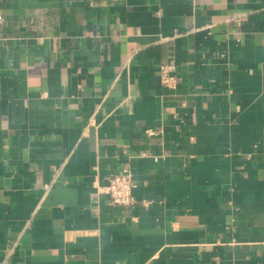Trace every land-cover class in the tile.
Returning <instances> with one entry per match:
<instances>
[{
    "label": "crops",
    "instance_id": "0c3cea01",
    "mask_svg": "<svg viewBox=\"0 0 264 264\" xmlns=\"http://www.w3.org/2000/svg\"><path fill=\"white\" fill-rule=\"evenodd\" d=\"M0 13V264H264V0Z\"/></svg>",
    "mask_w": 264,
    "mask_h": 264
},
{
    "label": "built area",
    "instance_id": "2783aa9c",
    "mask_svg": "<svg viewBox=\"0 0 264 264\" xmlns=\"http://www.w3.org/2000/svg\"><path fill=\"white\" fill-rule=\"evenodd\" d=\"M3 24L4 18L0 13V40L2 39ZM160 75L163 85L170 89H174L179 83V77L175 74L174 66L162 67ZM133 187L134 182L129 170H125L120 175L114 177L106 189L112 205L126 207L137 206L139 203L133 194Z\"/></svg>",
    "mask_w": 264,
    "mask_h": 264
}]
</instances>
